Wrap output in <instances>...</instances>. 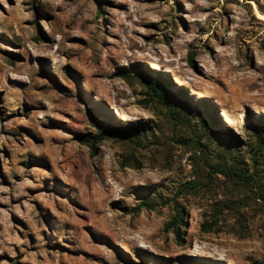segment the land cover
Returning <instances> with one entry per match:
<instances>
[{
	"label": "rangeland",
	"instance_id": "obj_1",
	"mask_svg": "<svg viewBox=\"0 0 264 264\" xmlns=\"http://www.w3.org/2000/svg\"><path fill=\"white\" fill-rule=\"evenodd\" d=\"M126 72L170 80L181 114ZM98 125L147 136L82 144ZM258 133L264 0H0V264H264Z\"/></svg>",
	"mask_w": 264,
	"mask_h": 264
},
{
	"label": "trees",
	"instance_id": "obj_2",
	"mask_svg": "<svg viewBox=\"0 0 264 264\" xmlns=\"http://www.w3.org/2000/svg\"><path fill=\"white\" fill-rule=\"evenodd\" d=\"M122 77L125 79H133L138 81L146 90V96L148 97L147 102H155L158 105L164 107L167 111H170L171 115L179 116L180 111L185 108V100L183 95L174 96L171 93V87L173 86L170 80L166 79L162 75H158L156 77H152L151 75L138 74L135 77H132L127 72L122 74ZM188 114V113H187ZM199 122L202 128H205V132H209L212 129V125L205 127L206 123L204 117H200ZM99 127V134L97 136H81L79 140L82 144L90 145L92 148H95L97 144L101 143L106 139L107 136H120L123 138H128L129 141L133 144H137L138 142L146 139L147 132L143 135L138 134L137 131H129L124 127H115V128H103ZM207 134H201L198 136L196 140V145L204 149H209V142L202 143L203 137H206ZM257 150L254 152V158L256 160L264 161V137L262 134L258 133L257 137ZM206 150H201L202 155H205ZM220 158V159H219ZM240 162L237 157L231 156L228 158L225 152H221V155L217 158V161H214V165H210V169H212L215 173L222 174L231 179H237L240 182L246 181L250 176L246 174V170L239 167ZM159 204L153 198L144 199L136 208V211H140L142 209L147 211H155L158 208ZM176 214L172 221L166 225L165 231L172 232L175 236V239L178 243L183 242V234L181 232L182 223L184 221V211L183 209L176 208ZM217 223L216 220L204 223L202 229L204 232H217L216 229Z\"/></svg>",
	"mask_w": 264,
	"mask_h": 264
},
{
	"label": "bare ground",
	"instance_id": "obj_3",
	"mask_svg": "<svg viewBox=\"0 0 264 264\" xmlns=\"http://www.w3.org/2000/svg\"><path fill=\"white\" fill-rule=\"evenodd\" d=\"M153 68H154V66H153ZM156 69V68H155ZM158 69V68H157ZM196 252H198V251H196ZM200 253V252H199ZM203 253V252H202ZM198 255H200V254H198ZM202 257V256H201Z\"/></svg>",
	"mask_w": 264,
	"mask_h": 264
}]
</instances>
